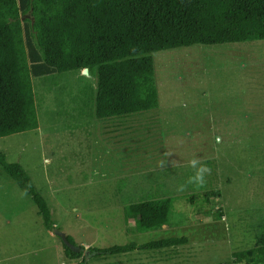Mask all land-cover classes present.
Instances as JSON below:
<instances>
[{"label":"rangeland","instance_id":"374dc122","mask_svg":"<svg viewBox=\"0 0 264 264\" xmlns=\"http://www.w3.org/2000/svg\"><path fill=\"white\" fill-rule=\"evenodd\" d=\"M153 58L159 105L126 117H96V77L83 71L33 78L39 127L0 137V150L27 168L58 232L0 167V264H84L65 255L60 233L88 264H238L233 252L254 245L264 223V40ZM192 159L211 169L203 187L188 183ZM155 192L178 196L170 222L137 232L125 206ZM180 236L188 242L155 251H88Z\"/></svg>","mask_w":264,"mask_h":264},{"label":"trees","instance_id":"16d2710c","mask_svg":"<svg viewBox=\"0 0 264 264\" xmlns=\"http://www.w3.org/2000/svg\"><path fill=\"white\" fill-rule=\"evenodd\" d=\"M254 40H264V0H0V137L39 127L33 78L88 68L96 77V117H126L159 105L157 51ZM0 167L34 201L46 229L55 230L27 168L1 150ZM177 199L150 193L127 204L125 216L134 217L137 232L157 230L169 224ZM59 236L68 258L88 264L83 246ZM187 242L180 236L88 251L98 257ZM232 261L264 264V223L254 245L233 252Z\"/></svg>","mask_w":264,"mask_h":264},{"label":"clouds","instance_id":"9594fccd","mask_svg":"<svg viewBox=\"0 0 264 264\" xmlns=\"http://www.w3.org/2000/svg\"><path fill=\"white\" fill-rule=\"evenodd\" d=\"M189 165L196 171L195 175L189 178L188 183L194 184L197 187H203L206 183L205 176L210 174L211 169L207 165L201 164L198 159L190 160ZM185 187L186 185H180L178 191H183Z\"/></svg>","mask_w":264,"mask_h":264},{"label":"water","instance_id":"95a60500","mask_svg":"<svg viewBox=\"0 0 264 264\" xmlns=\"http://www.w3.org/2000/svg\"><path fill=\"white\" fill-rule=\"evenodd\" d=\"M83 73H84V74H89V70H88V68H84V69H83ZM54 232L57 233V232H58L57 229H55ZM60 234L63 236V238H64V240H65V235H64L63 233H60Z\"/></svg>","mask_w":264,"mask_h":264}]
</instances>
